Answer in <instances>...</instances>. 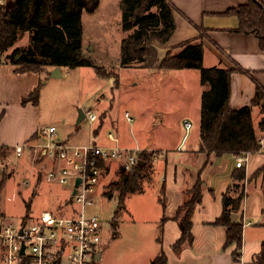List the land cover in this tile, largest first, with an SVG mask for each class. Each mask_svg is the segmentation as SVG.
I'll return each mask as SVG.
<instances>
[{
    "label": "crops",
    "instance_id": "crops-1",
    "mask_svg": "<svg viewBox=\"0 0 264 264\" xmlns=\"http://www.w3.org/2000/svg\"><path fill=\"white\" fill-rule=\"evenodd\" d=\"M108 1L101 0L98 9L93 13L83 12L82 47L86 56L84 37L87 35L91 37V45L96 31L100 33L99 35L105 36L108 46L112 45L113 38L108 37L111 25L110 13L106 9ZM168 1L172 6L177 28L167 43L155 41L160 52V61L156 67L147 68L143 62L123 66L124 38L120 37L118 42L114 40L115 45L121 47V58L119 64L113 67L117 71L133 69L143 73L144 79L135 85L145 84L148 91L162 100L164 105L150 107L148 105L146 109L134 105L135 115L130 114L134 120L132 123L129 122L132 125L129 138L125 133L111 130L106 134L102 144H99L96 135L86 143L68 144L86 145L93 141L102 146H112L114 142L109 136L113 134L120 139V144L124 148L140 147L143 152H154L151 184L142 194H146L153 187L156 190L154 198L158 207L154 229L157 230V234L154 237L159 249L149 257H142V264H151L162 250L168 255V264H252L255 256L264 248L262 178H254L255 173L264 166V145L259 152L248 154L245 165L247 178L246 197L243 203L244 244L241 260L236 261L233 257L236 246L225 247L227 228L215 225L214 222L223 213V197L233 182L235 171L238 170V156L232 154L217 156L215 153L209 154L200 150L202 99L208 89V86L202 83L201 71L197 68L166 69L159 66L169 50L176 54L184 49L180 47L184 43L200 44L203 47L205 68L216 67L234 71L231 76V108L237 110L252 106L258 84L264 87V50L255 35L237 31L240 19L236 14L228 13L232 9L237 10L241 5L248 4L249 0ZM111 3L114 4L116 11L117 8L121 10V0H111ZM120 28L123 29L122 21ZM3 56L0 53V147L6 146L15 151L16 146L25 145L28 149L38 143L39 139H31L36 133L41 136L44 129L55 126H43L40 103L38 106L32 102L24 105L23 100L34 92L42 80L45 81L47 76H51L55 67L48 68L44 73L20 72L19 65L6 57L4 59ZM67 68L60 67L62 75L66 74ZM79 68L81 67L68 69L75 71ZM238 69H243V72H239ZM188 99L195 101L192 107L198 116L193 117L184 112L179 115L177 123L169 125L168 116L180 109L179 101L184 100L187 103ZM258 110L261 117L256 125L255 116L257 112L259 113ZM108 112L109 110L106 111ZM143 115H146L147 122L142 120ZM159 118L162 119L161 122ZM253 118L257 136L259 140H263L264 131L259 125L263 118L260 107H253ZM186 120L193 125L190 130L183 125ZM116 166L118 167V164L109 165L104 173L115 174ZM200 178L205 186L202 203L197 206L193 215L194 242L192 245L186 244L180 253H176L173 246L181 238L182 231L175 219L186 198V192L192 190ZM163 185L166 196L165 211L159 200ZM164 217L166 220L160 244L161 234H158V230L160 232Z\"/></svg>",
    "mask_w": 264,
    "mask_h": 264
},
{
    "label": "trees",
    "instance_id": "trees-1",
    "mask_svg": "<svg viewBox=\"0 0 264 264\" xmlns=\"http://www.w3.org/2000/svg\"><path fill=\"white\" fill-rule=\"evenodd\" d=\"M101 0H7L0 7V53L5 55L13 49L22 33H31L29 48H15L7 55L12 63L20 66V72L44 73L50 67H93L103 78L113 77V72L98 65L86 56L82 47L84 11L95 12ZM123 13L122 25L130 36L122 41V65L129 66L143 62L147 68H154L159 63V48L155 41L167 43L176 31L177 25L173 10L168 0H121ZM154 9H156L154 11ZM229 14H236L240 19L239 32L255 35L264 50V1L249 0L239 9H232ZM184 49L176 54L172 50L161 61L160 67L166 69L197 68L201 71L203 85L208 89L203 94L201 112V147L200 150L217 156L232 154L245 157L261 150L254 126L253 107H260L263 114L260 129L264 131V87L258 84L252 106L232 109L230 106L231 69L205 68L203 66V47L200 44L184 43ZM179 48V47H178ZM1 61V58H0ZM236 71V70H235ZM243 72V69H238ZM250 73V71H246ZM44 80L28 97L23 100L26 105L32 102L38 106ZM1 120V117H0ZM38 138L36 133L31 139ZM12 149L0 147V156L5 157ZM142 162L131 173L124 169L119 171L120 179L111 183L108 195L113 198L118 192L119 208L116 217L126 207L127 199L136 193H143V182L152 179L154 173V153L143 152ZM262 178L264 194V166L254 175ZM247 173L245 167L238 168L233 175V182L223 197V213L214 224L227 228L225 247L235 245L233 257L241 260L244 244L243 203L246 197ZM7 175L2 174L0 192ZM204 181L200 178L192 190L186 192V198L180 206L176 221L182 231L181 238L173 249L180 253L186 244L194 242L193 215L204 196ZM166 209L165 185L159 198ZM264 210V209H263ZM31 203H27V214ZM238 218L233 220V215ZM162 219L159 243H162L164 222ZM169 258L162 250L151 264H168ZM252 264H264V248L255 256Z\"/></svg>",
    "mask_w": 264,
    "mask_h": 264
},
{
    "label": "rangeland",
    "instance_id": "rangeland-1",
    "mask_svg": "<svg viewBox=\"0 0 264 264\" xmlns=\"http://www.w3.org/2000/svg\"><path fill=\"white\" fill-rule=\"evenodd\" d=\"M106 9L111 18L108 37L113 38L112 45L108 46L105 36L99 35L100 33L96 31L91 45V37L89 35L84 37V49L89 58L112 71L113 77L103 78L98 76L93 67H81L75 71L67 68L65 75L47 76L44 81L40 102L42 124L57 128L55 141L86 143L96 135L99 144H102L106 134L111 130L125 133L129 138L132 125L125 118L126 111L134 116V105L143 106L145 109L148 105L149 107L164 105L162 100L148 91L145 84L135 85L144 79L143 73L133 69L117 71L113 67L119 64L121 58V47L115 45L114 40L118 42L120 37L128 38L130 33L121 30L123 13L119 8L115 10L111 0L108 1ZM30 44L31 33H22L15 47L3 56L4 59L12 54L15 48L24 50L29 48ZM186 101L187 103L184 100L179 101L178 106L181 110L178 109L176 113L168 116L169 125L177 123L179 115L184 112L193 117L198 116L192 107L195 101L189 99ZM81 110L85 113L89 111L96 113L98 119L94 124H90L87 119L79 123ZM260 117L259 111L255 116L256 125ZM142 118L144 122L148 121L146 115ZM161 120L159 118L160 122ZM183 125L186 128L185 121ZM39 136L40 134L37 138L38 143L26 148L23 156H18L15 151H11L5 157L0 156V182L2 174L7 175V181L0 192V218L15 223L23 219L35 221L44 211L62 214L70 206V188L45 179L47 170L52 168L51 161L45 158L42 148L36 145L48 144L50 140L43 137V132ZM116 169L115 174L104 173L98 195L94 199V206L87 209L89 214H97L104 221L103 259L98 264H142V257H149L159 249L154 237L157 234V230L154 229L158 207L154 198L156 190L153 187L146 194L131 195L126 207L116 217L119 208L118 192H115L113 198L108 195L110 184L120 179L119 171L122 166L118 164ZM150 184V180L143 182V189L147 190ZM27 203H31L29 214ZM159 233L161 234V225Z\"/></svg>",
    "mask_w": 264,
    "mask_h": 264
},
{
    "label": "built area",
    "instance_id": "built-area-1",
    "mask_svg": "<svg viewBox=\"0 0 264 264\" xmlns=\"http://www.w3.org/2000/svg\"><path fill=\"white\" fill-rule=\"evenodd\" d=\"M7 0H0V7ZM87 119L94 123L96 113L89 111ZM125 117L133 122L130 113ZM187 130L193 125L186 120ZM43 137L48 144L40 146L52 168L45 174L48 182L59 183L70 188L71 203L65 213L44 211L35 220L23 219L19 223L0 218V264H98L102 255L104 221L97 214H89L94 206L106 167L120 164L131 173L140 165L143 149H127L120 139L110 134L112 146L95 142L86 145H71L55 141L57 128L44 129ZM264 145V139L260 141ZM27 146L15 147L18 156ZM248 156L237 158V167H245ZM78 180L81 183L77 185ZM28 184V183H27ZM24 250V252H23Z\"/></svg>",
    "mask_w": 264,
    "mask_h": 264
},
{
    "label": "water",
    "instance_id": "water-1",
    "mask_svg": "<svg viewBox=\"0 0 264 264\" xmlns=\"http://www.w3.org/2000/svg\"><path fill=\"white\" fill-rule=\"evenodd\" d=\"M51 76L52 77H61L62 76V72L60 70V67H56L51 72ZM85 117H86V113L83 110H81V112H80V118H79V123H81L82 120L85 119ZM80 183H81V180H78L77 185H79ZM237 218H238V214H234L233 215V220H236ZM23 252H24V250H23ZM99 259H101V256H99Z\"/></svg>",
    "mask_w": 264,
    "mask_h": 264
}]
</instances>
